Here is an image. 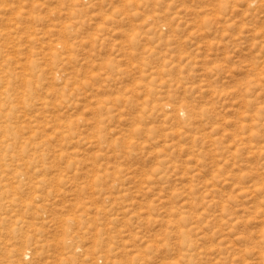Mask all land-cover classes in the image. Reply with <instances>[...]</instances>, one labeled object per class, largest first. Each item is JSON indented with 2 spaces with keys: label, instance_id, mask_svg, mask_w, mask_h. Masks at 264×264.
<instances>
[{
  "label": "rangeland",
  "instance_id": "374dc122",
  "mask_svg": "<svg viewBox=\"0 0 264 264\" xmlns=\"http://www.w3.org/2000/svg\"><path fill=\"white\" fill-rule=\"evenodd\" d=\"M0 264H264V0H0Z\"/></svg>",
  "mask_w": 264,
  "mask_h": 264
}]
</instances>
